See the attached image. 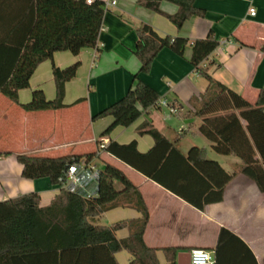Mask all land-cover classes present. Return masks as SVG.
I'll list each match as a JSON object with an SVG mask.
<instances>
[{
	"label": "crops",
	"instance_id": "0c3cea01",
	"mask_svg": "<svg viewBox=\"0 0 264 264\" xmlns=\"http://www.w3.org/2000/svg\"><path fill=\"white\" fill-rule=\"evenodd\" d=\"M194 4L204 9L203 15L190 16L179 28L164 14L138 0H117L106 7L95 46L83 47L77 54L69 50L54 51L51 58L38 63L29 86L18 91L20 102L28 101L34 88H41L49 99L55 97L53 64L63 67L79 60L75 75L65 82L66 106L24 110L0 92V152H10L0 155V200L37 191L40 205H46L60 189L48 177H23L16 153L59 156L95 152L100 141L107 144L112 139L120 143L136 139L137 149L146 151L154 139L149 133H138V127L142 121L149 120L164 136L176 139L189 158H195L198 146L205 148L206 156L215 162L195 160L196 166L214 185L224 184L223 198L199 209L110 152L99 151L97 157L103 165L107 162L117 166L138 188L149 213L143 239L157 249L159 264H167L162 248L168 246L176 248V264H181L177 262L180 254L196 247L209 249L215 255L223 226L248 245L257 264H264V191L241 169L237 155L218 153L212 148L211 141L198 129L201 117L192 113L189 104V99L203 92L208 84L189 61L190 42L206 37L209 32L218 44L199 67L249 101H255L264 88V0H194ZM14 5V1H0V70L3 71L8 69L15 51L9 46L16 36L8 28L14 20ZM159 6L165 13L178 9L177 4L168 0H161ZM251 7L255 8L254 14L249 11ZM143 23L152 25L161 35L186 37L189 43L183 54L169 47L161 48L150 70L139 74L159 91L157 102L129 125H117L109 134L101 135L113 117L93 116L120 98L132 84L133 74L140 67L134 53L136 29ZM116 186L120 188L121 184L116 182ZM140 215L132 204L122 202L101 212L94 222L110 224ZM128 234L126 226L115 231L118 238ZM114 255L119 264H128L131 258L126 249ZM181 258L183 264H191L186 256ZM220 264H253V260L245 252L239 254L224 247Z\"/></svg>",
	"mask_w": 264,
	"mask_h": 264
},
{
	"label": "trees",
	"instance_id": "16d2710c",
	"mask_svg": "<svg viewBox=\"0 0 264 264\" xmlns=\"http://www.w3.org/2000/svg\"><path fill=\"white\" fill-rule=\"evenodd\" d=\"M5 2L7 0H0ZM14 5V20L8 26L16 40L8 69L0 70V92L24 110L56 109L67 104L63 97L65 82L79 66L76 60L66 66H52L56 87L53 98H47L41 88H34L26 102H20L18 91L29 86V79L39 62L51 58L54 51L69 50L77 54L83 47L95 46L104 15L103 0H9ZM161 0H138L156 12L164 14L178 28L192 15H203L204 9L194 0H168L177 4L174 13H165ZM134 53L140 67L133 74L132 84L118 99L104 106L94 118L111 115L112 121L103 129L107 135L117 125L127 126L148 107L157 102L159 91L140 77L147 73L158 51L169 47L183 54L189 43L183 36L159 34L152 25L137 29ZM218 42L209 32L204 38L190 42V63L207 79L206 89L189 99L192 113L201 117L199 131L211 141L212 148L222 154H235L241 169L264 191V88L254 102L214 78L199 67L200 62L215 49ZM138 133H149L154 143L146 150L137 149L136 139L126 143L110 140L103 150L110 152L192 205L202 209L205 204L223 198L224 184L216 186L195 164V160L212 161L205 148L197 147L191 159L176 144L156 129L149 120L138 127ZM2 153H10L0 152ZM259 153V157H257ZM95 152L69 153L59 156L16 153L21 163V175L27 178L48 177L53 184L61 183L65 170L81 157L91 158ZM231 176V174L229 175ZM116 182L121 187L116 186ZM122 202H129L141 215L99 224L94 218ZM149 213L138 188L117 166L104 163L99 169L96 195L86 198L78 191L60 186L46 205H40L37 191L21 193L0 200V264H119L115 252L131 253L128 264H159L157 249L143 239ZM128 227L129 234L118 238L115 231ZM224 247L245 252L257 264L248 245L232 230L221 227L215 247L214 264L221 263ZM167 264H176L175 247L162 248Z\"/></svg>",
	"mask_w": 264,
	"mask_h": 264
},
{
	"label": "built area",
	"instance_id": "2783aa9c",
	"mask_svg": "<svg viewBox=\"0 0 264 264\" xmlns=\"http://www.w3.org/2000/svg\"><path fill=\"white\" fill-rule=\"evenodd\" d=\"M91 0H87L90 2ZM117 0L104 1V8L110 4H115ZM251 14H254L255 8H249ZM166 104V100H162ZM170 110L175 111L174 106H170ZM105 143L100 141L98 143V150L96 155L91 158L81 157L75 162L69 164L65 170L64 176L61 180L60 186L65 187L72 191H78L82 196L90 198L96 195L97 178L99 168H97L94 158L97 157L99 151L103 149ZM214 253L206 248L196 247L190 250V263L191 264H214Z\"/></svg>",
	"mask_w": 264,
	"mask_h": 264
},
{
	"label": "water",
	"instance_id": "95a60500",
	"mask_svg": "<svg viewBox=\"0 0 264 264\" xmlns=\"http://www.w3.org/2000/svg\"><path fill=\"white\" fill-rule=\"evenodd\" d=\"M183 255L186 256L187 259H188L187 261L190 262V251L183 252L182 254H180V257H178L177 262H178V263H181V264L185 263V261H183L182 258H181V256H183ZM187 261H186V262H187Z\"/></svg>",
	"mask_w": 264,
	"mask_h": 264
},
{
	"label": "rangeland",
	"instance_id": "374dc122",
	"mask_svg": "<svg viewBox=\"0 0 264 264\" xmlns=\"http://www.w3.org/2000/svg\"><path fill=\"white\" fill-rule=\"evenodd\" d=\"M202 145V144H201ZM198 147H200V146H198ZM94 162L96 163V165H97V168H102L103 167V161L101 160V159H99L98 157H95L94 158Z\"/></svg>",
	"mask_w": 264,
	"mask_h": 264
}]
</instances>
